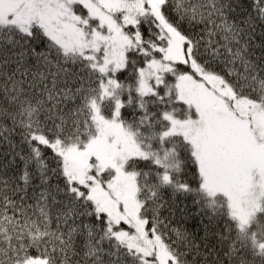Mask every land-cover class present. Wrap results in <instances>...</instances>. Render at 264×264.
I'll use <instances>...</instances> for the list:
<instances>
[{
  "label": "snow or ice",
  "instance_id": "1",
  "mask_svg": "<svg viewBox=\"0 0 264 264\" xmlns=\"http://www.w3.org/2000/svg\"><path fill=\"white\" fill-rule=\"evenodd\" d=\"M0 264H264V0H0Z\"/></svg>",
  "mask_w": 264,
  "mask_h": 264
}]
</instances>
